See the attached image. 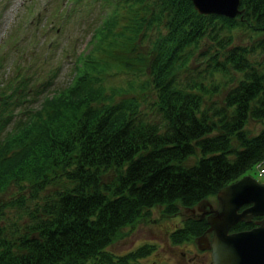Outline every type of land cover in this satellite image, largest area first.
I'll return each instance as SVG.
<instances>
[{
	"label": "trees",
	"instance_id": "1",
	"mask_svg": "<svg viewBox=\"0 0 264 264\" xmlns=\"http://www.w3.org/2000/svg\"><path fill=\"white\" fill-rule=\"evenodd\" d=\"M100 3L109 10L88 47L74 55L73 77L64 87L42 94L36 107L20 106L29 89L23 75L0 91V194L11 182L21 188L28 181L36 195L52 174L70 181L22 218L21 231L7 228L2 216L7 205L22 203V195L0 204V264H141L148 248L123 254L109 248L123 227L153 205L173 215L264 163V0H240L241 11L233 16L199 12L191 0ZM118 4L140 5L130 14L133 22L119 26L123 40L117 45L119 53H139L138 65L123 61L122 69L138 74L141 91H151L153 117L135 95L115 99L114 89L106 91L108 61L92 51V35L101 39L115 28ZM234 28L247 31L249 41L233 42ZM205 39L208 45L191 60ZM188 62L192 74L181 82L178 70ZM216 72L230 79L219 99L210 96ZM248 118L262 122L254 133L245 126ZM188 220L170 234L174 241L206 225ZM250 224L238 220L231 230Z\"/></svg>",
	"mask_w": 264,
	"mask_h": 264
},
{
	"label": "rangeland",
	"instance_id": "2",
	"mask_svg": "<svg viewBox=\"0 0 264 264\" xmlns=\"http://www.w3.org/2000/svg\"><path fill=\"white\" fill-rule=\"evenodd\" d=\"M102 1L81 0L74 5L70 0H0V91L9 89V86L16 84L23 75L29 84V89L26 93L28 99L20 106L36 107L39 106L42 94H49L54 87H64L73 77L74 55L83 51L85 46L88 47L94 26L109 10V7L105 8V3H100ZM65 4H69L70 7L67 13ZM117 7L122 13L115 23V28L103 32L101 39L95 37L96 33L93 34L92 41L97 45L92 51L94 55H99L108 61L107 70L110 73L105 72L102 75L106 91L114 89L112 94L115 99L135 95L146 115L153 117L155 112L151 91H141L138 88V74L122 69L125 65L123 61H126V64L138 65L136 55L139 53H135L134 50L119 53L120 49L117 45L123 40L119 26L125 23L131 24L134 16L130 14L134 10H139L140 5L134 4L128 9L122 8L120 4ZM151 31V28L147 29L141 38V53L147 49V36ZM230 33L233 42L249 41L248 32L242 28H234ZM107 42H111V45H106ZM208 43L209 40L205 39V42L195 49L191 60L198 50L205 48ZM189 62L187 68L178 70V78L181 82L186 80L187 75L190 76L189 73L192 74L189 69L193 63L189 65ZM139 76L143 77L142 74ZM208 78L206 72V85L210 86ZM214 80L217 82V89L210 96L219 99L230 79L229 76L216 72ZM14 121L16 120H13V123ZM261 123L259 119L248 118L245 126L250 133H254L261 127ZM197 156L198 152H195L186 162L192 163ZM245 173H249L259 181H264V172L259 174L255 165ZM64 182L70 185V181L65 177L60 178L58 174H52L45 188L39 190L36 195L28 181L21 183L23 185L21 188L17 183L11 182L0 194V204L2 202L8 204L18 195H22L23 201L20 204L15 201L11 206H6L5 214L2 216V221L5 219L3 223L7 224V228L23 230L22 218H25L36 206L41 205L45 195L61 188ZM215 194L208 196L214 205L217 202ZM193 217L194 215L183 207L170 216L163 213L160 205H153L135 224L123 227L122 234L109 248L114 254H123L137 246H142L149 251L138 258L141 264H179L177 259L180 254L174 251V248H177L174 246L176 240L174 241L170 234L178 228L186 227L190 223L188 219Z\"/></svg>",
	"mask_w": 264,
	"mask_h": 264
},
{
	"label": "water",
	"instance_id": "3",
	"mask_svg": "<svg viewBox=\"0 0 264 264\" xmlns=\"http://www.w3.org/2000/svg\"><path fill=\"white\" fill-rule=\"evenodd\" d=\"M193 6L203 13L215 12L233 16L241 11L240 0H191ZM217 206L209 197H203L186 211L199 209L206 204L208 228L212 231L209 245L213 264H264V181L249 173L221 186L216 194ZM245 205V206H244ZM243 206V207H242ZM212 208L215 212H212ZM197 211V212H198ZM262 215L256 224L245 229L230 230L233 223ZM205 231L195 236L204 237Z\"/></svg>",
	"mask_w": 264,
	"mask_h": 264
},
{
	"label": "flooded vegetation",
	"instance_id": "4",
	"mask_svg": "<svg viewBox=\"0 0 264 264\" xmlns=\"http://www.w3.org/2000/svg\"><path fill=\"white\" fill-rule=\"evenodd\" d=\"M217 205L218 202H216L214 206ZM204 208H206V210H209V206L206 204V207L201 206L199 212H197L196 210H192L191 212H189L191 215H194L193 218H197V219L200 218L206 221V225L204 226V228L199 233L193 234L190 237L180 238L179 240H176V243H174V246L177 247L174 248V251H178L177 253L180 254L179 259H177L179 264H213L212 251L209 245V240L212 236V231L207 230L208 228L207 215L209 214V212L206 211V214H203ZM214 209L216 208L211 209L212 212H215ZM259 218H262V215H253L248 220H243V221L251 223L249 225V227H251L256 224V220H258ZM204 231H205L204 237H201L200 239L195 238L196 235L201 234Z\"/></svg>",
	"mask_w": 264,
	"mask_h": 264
},
{
	"label": "built area",
	"instance_id": "5",
	"mask_svg": "<svg viewBox=\"0 0 264 264\" xmlns=\"http://www.w3.org/2000/svg\"><path fill=\"white\" fill-rule=\"evenodd\" d=\"M264 172V166L259 167V173Z\"/></svg>",
	"mask_w": 264,
	"mask_h": 264
},
{
	"label": "bare ground",
	"instance_id": "6",
	"mask_svg": "<svg viewBox=\"0 0 264 264\" xmlns=\"http://www.w3.org/2000/svg\"><path fill=\"white\" fill-rule=\"evenodd\" d=\"M196 211H198V209H195ZM199 212V211H198ZM196 216V215H195ZM204 216V215H203ZM197 217V216H196ZM200 219V218H199Z\"/></svg>",
	"mask_w": 264,
	"mask_h": 264
}]
</instances>
